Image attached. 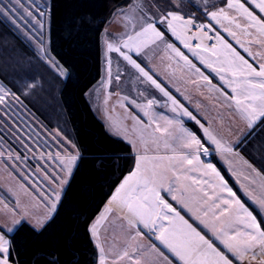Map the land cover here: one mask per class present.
<instances>
[{"label": "rangeland", "instance_id": "rangeland-1", "mask_svg": "<svg viewBox=\"0 0 264 264\" xmlns=\"http://www.w3.org/2000/svg\"><path fill=\"white\" fill-rule=\"evenodd\" d=\"M219 3L224 4V1L129 0L125 5L114 9L105 19L100 35V78L87 92L86 99L106 133L130 147L134 160L132 171L138 155L180 157L192 151V149L181 147L183 141L179 139L182 135L179 126L175 124L169 126L160 117L181 121L182 126L201 139L202 143L207 142L204 131L207 129L232 151L221 154L214 150L213 145L211 155H201V160L205 163L211 162L216 167L228 188L244 202H242L244 206L257 217L258 222H262V228H264V209H261L258 203L264 199V193L261 197L257 196L256 185L251 181L255 178L260 181L261 179L258 173L235 151L236 145L259 121L249 129L247 121L236 108L234 101L226 99L222 94L235 95L231 88L220 80V75L230 78V74L215 72L201 63L203 58L208 63H212L213 67L227 68L226 64L217 63L224 58L223 50L220 49L218 42L215 54L212 50L204 51V48H200L196 50L199 55H194L164 25L158 24V30L164 32L165 39L144 48L140 57H136L133 53L141 66L145 67V70L149 71V74L177 101L179 107L190 112L195 120L183 116L179 110L172 112L173 105L168 97L163 96L159 90L140 77L139 73L127 65L119 53H110L106 47V40H115L121 37V34L131 35L134 29L138 30V20L143 14L153 15L159 19L163 12L172 11L184 15L195 14L198 11L213 26L216 35H220L240 56L256 67L253 60L255 58L254 41L259 32L249 28L246 34L243 29L247 27V24L241 20L235 10L224 9L229 17H234L236 23L241 25L240 28L223 18L219 23L211 20L205 12L217 11L226 6L223 4L220 6ZM138 6H142L143 11ZM192 6L196 12L191 10ZM0 7L4 8V12L0 13L2 19L8 22L17 36L33 51V57L35 56L33 60L32 58L21 59L18 63L17 61L13 63L11 60L5 61L8 57L2 60L8 71L17 73L12 77L14 82L9 78L12 83L8 86L0 81V85L7 91L4 103H0V225L13 228V231L8 234L9 239L22 223L40 230L50 219L55 211L51 210L54 194L59 193L61 198L70 178L60 159L75 155L78 160L79 154L69 129L63 123L57 99L59 83L64 77V72L61 73L52 66L56 62L48 51L49 0H0ZM229 31L235 32L236 35H229ZM242 43L244 49H241ZM168 44H172L183 53L191 64L195 65V68L186 65L175 52L167 47ZM109 59L111 75H109L107 63ZM30 66H33L35 75V78L31 77L32 81L25 78L28 74L23 76ZM117 75L119 79L116 78ZM255 79L259 80L258 77ZM11 89H14L16 93ZM148 99H154L157 102L150 109V117L154 121L150 126V117L144 116L143 112L132 103L135 101L136 104L144 105ZM121 104L124 107H121ZM132 116H137L143 121L142 126H135V131H133ZM156 123L161 128L168 127L170 135L154 132ZM118 128L121 130L119 134H117ZM124 129L127 131H123ZM130 140L135 143H130ZM205 146L208 144L205 143ZM153 165L158 166V171L167 170L165 187L170 182L173 183V194L191 209V212L187 209L182 210L187 216L184 218L189 223H197L211 234L213 227H226L230 223L232 224V228L228 229L230 232L236 229L247 231L244 225L233 223L236 216L235 205L221 215V210L226 207L223 201L230 200L231 197L221 188L220 180L214 174L209 172L205 175L203 169L195 166V162L193 165H188L179 159L156 160L146 164L149 168ZM217 165L224 174L219 171ZM249 174L254 178H250ZM261 182L264 187V180ZM176 187H178L177 190ZM181 187L183 191L180 193ZM207 192L210 194L208 195ZM165 195L180 208L176 201L171 200L172 194ZM201 195L210 197L211 203H208L210 206L206 204L205 209L202 207L201 197L203 196ZM108 205L101 208L102 211L100 210L98 217L96 216L91 222L88 230L97 252V264L100 260L98 244L104 248L106 264H167V261L159 255L162 252V245L159 244L161 246L159 248L144 233L140 232L137 235V229L131 228L119 211H106ZM205 212L207 215H204ZM102 214L107 218L101 219ZM196 216H199L204 224H201L200 220L195 218ZM98 220L100 223L96 225ZM17 221L19 223H15ZM93 225H96L98 238L90 231ZM215 243L218 245L217 242ZM125 251L128 253L127 256H123ZM262 251L264 248L256 244L244 261L234 259V264H264V255H260ZM252 252L257 254V259L251 258Z\"/></svg>", "mask_w": 264, "mask_h": 264}, {"label": "snow or ice", "instance_id": "snow-or-ice-1", "mask_svg": "<svg viewBox=\"0 0 264 264\" xmlns=\"http://www.w3.org/2000/svg\"><path fill=\"white\" fill-rule=\"evenodd\" d=\"M226 5L228 9L235 10L240 17L246 20L247 27L243 29L246 34L249 28H254L261 35H264V15H260L264 14V0H226ZM138 7L143 11L142 6ZM257 9L258 12L256 11ZM3 12L4 8L0 7V13ZM205 14L217 23L223 18L230 23H235L237 28L241 27L239 23H236L234 17L228 16L224 8L212 12L206 11ZM29 15H31V13H29ZM41 15H43V13H41ZM158 24L164 25L166 29L170 31L176 39L181 40L184 47L192 51L194 55L199 54L189 42L190 40L198 38L201 43L197 45V47H203L204 39L211 40L213 38L212 36H208L205 31L211 28L212 25L199 24L197 26L196 17L194 15L185 17L177 12L169 11L161 13L159 19H157L153 15L143 14L138 20V30L134 29L133 34L128 35L124 33L115 40H106L107 51L110 53H119L120 57H122L127 65L135 69L140 77L144 78L145 81L159 90L163 96L168 97L173 105L171 109L172 112L175 113L179 110L180 114L183 116H188L190 119L195 120V117H193L190 112L179 107L177 101L170 96L169 92L166 91L133 56L134 53L136 57H140L144 48H147L156 41H163L165 39L164 32L158 30ZM125 27H127V25H125ZM194 28L200 33L199 37L189 35ZM225 31H228V29H225ZM229 35L235 36L236 33L229 31ZM215 39L220 49L223 50L224 56L223 60H218L217 63L221 65L226 64L227 68L213 67L212 63H208L203 58H201V63L206 64L208 68H211L215 72H227L230 74V78H226L225 75H220V80L223 81V84L228 88H231L232 93L235 95L228 96L226 93L222 94L225 95L226 99L234 101L236 108L247 121L249 129H251L257 121L264 122V64H261L259 69L253 67V65L240 56L230 44L226 43L220 35L217 34ZM167 47L175 52L186 65L195 68V65H192L191 61H189L183 53L174 48L172 44H168ZM209 50L208 48H204V51ZM211 50L215 54L216 49ZM107 63L109 65V75H111V60L109 59ZM52 66L63 73V69L60 68L58 63H53ZM195 70L197 72L199 71V69ZM257 77L259 80L255 79ZM116 78L119 79V75H117ZM204 79L208 80L207 77H204ZM210 83L209 81V84ZM0 93H3V95H0V103H4L7 91L2 85H0ZM125 99L127 98L125 97ZM132 103L137 109L143 112L144 116L150 117V109L157 102L154 99H148L144 105L136 104L135 101ZM161 106L163 107L164 105ZM121 107H124V105L121 104ZM160 118L165 120L166 124L169 126L173 124L179 126V131L182 134L179 139L183 141L181 147L192 149V151L188 155H182L180 157H150L147 154L138 155L135 160L134 170L131 171L116 188L106 211L112 212L118 210L123 218L127 220L128 225L131 228L137 229V235L140 234L142 229H148L149 232L155 235L156 240H158L174 257L181 261L182 264H234V259L240 262L244 261L246 255L256 244L264 248V228H262V222H258L257 217L236 198V194L228 188L227 183L224 181V178L220 176L216 167L211 162L205 163L201 160V155H211L213 145L215 146L214 150L221 154L231 152L232 149L222 144L221 141L209 133L207 129H204L207 135V142L205 143L208 144V146H205V143H202L201 139H198L196 135L182 126L181 121H174L164 116ZM131 119L134 121L133 131H135V126L143 125V121L137 116H132ZM152 123H154V121L150 117L149 126ZM197 123H199V121H197ZM120 131L121 130L118 128L117 134H119ZM123 131L126 132L127 129ZM153 131L170 135L169 128H161L158 123H156ZM129 142L135 143L132 140ZM165 159H179L188 165H193V162H195V166L203 169L205 175L209 172L214 174L220 180L221 188L227 191L229 197H231L230 200L225 199L223 201L226 207L221 210V215L227 213L229 208L235 205L236 216L233 223L244 225L247 231L236 229L230 232L228 230L232 228V224L230 223L226 227H213L212 234L214 239L206 238V234L202 235L201 231L197 230V227H194L192 223H189V221L181 215L182 210L187 209V211L191 212V209L187 208V205L173 194V183L170 182L168 186L165 187L164 181L167 179V170L158 171L157 165H153L150 168L146 166V164L151 161ZM76 160L77 156L75 155H69L66 158L60 159L68 175H71L72 167ZM173 175H175L174 170ZM177 179H179V177H177ZM162 193L172 194L171 200L176 201V203L180 205V208L178 209L174 207L172 203L167 202ZM54 196L55 198L51 204L52 211L55 210L56 204L60 200L59 193H55ZM258 203L260 208L264 209V199H261ZM113 206H115V208ZM217 207H219V205H217ZM204 215H207V213L205 212ZM106 218L107 217L102 214L101 219ZM195 218L200 220L199 216ZM164 221H167V224H165ZM15 223H19V221ZM99 223L100 220L96 222V225ZM200 223L204 224V221L200 220ZM96 225H93L90 231L93 236L98 238ZM205 227H207V225H205ZM12 231V227L5 228L0 225V264H11V241L7 237ZM215 241L223 245V249L218 247ZM97 246L100 249L99 264H106L107 257L104 248L99 244ZM127 255L128 253L125 251L123 256ZM159 255L164 261H167V264H172L168 256L163 252H160ZM260 255H264V251H262ZM251 258L253 260L257 259V254L252 252Z\"/></svg>", "mask_w": 264, "mask_h": 264}, {"label": "trees", "instance_id": "trees-1", "mask_svg": "<svg viewBox=\"0 0 264 264\" xmlns=\"http://www.w3.org/2000/svg\"><path fill=\"white\" fill-rule=\"evenodd\" d=\"M128 1L49 0L48 51L64 72L57 99L79 158L53 215L44 226L35 230L22 223L10 235L12 264H97L89 225L120 181L132 171L134 160L126 143L106 133L86 94L100 78V35L104 21ZM223 1L220 6L226 5V0ZM184 15H194L209 24L198 11ZM33 55L0 16V81L8 86L12 83L9 78L12 80L17 74L7 70L3 64L5 57H8L5 61L18 63L21 59L33 60ZM27 71L23 76L28 74L25 78L32 81L33 66ZM235 151L264 178V122L255 124ZM218 169L224 174L219 166Z\"/></svg>", "mask_w": 264, "mask_h": 264}, {"label": "crops", "instance_id": "crops-1", "mask_svg": "<svg viewBox=\"0 0 264 264\" xmlns=\"http://www.w3.org/2000/svg\"><path fill=\"white\" fill-rule=\"evenodd\" d=\"M221 8H224V9H227V10H230V9H228L227 8V5L226 6H223V7H221ZM233 11V10H232ZM257 12H258V9L256 10ZM235 14H237V13H235ZM260 15H264V14H260ZM241 20L243 21V22H245L246 24H247V22H246V20L244 19V18H242L241 17ZM249 43V42H248ZM251 43V42H250ZM247 44V43H246ZM251 44H253V43H251ZM244 44L242 43V45H241V49H244V46H243ZM254 45H255V49H254V51H255V53H254V59H253V57H251L253 60H254V62H255V64H256V68L257 69H259V66L261 65V64H264V36H261L260 35V33H258L257 34V36H256V40L254 41ZM250 55V54H249ZM129 175V174H128ZM128 175H126V176H128ZM258 175V177H260V179H261V181L262 180H264V178L261 176V175H259V174H257ZM125 176V177H126ZM124 177V178H125ZM249 177L250 178H254L251 174H249ZM124 178L121 180V182L124 180ZM253 183H255V185H256V193H257V196H262L263 195V193H264V187H263V183L260 181V180H257V178H255V179H252L251 180ZM120 182V183H121ZM120 183L118 184V186L120 185ZM117 186V187H118ZM116 187V188H117ZM116 188H115V190L113 191V193H112V195L115 193V191H116ZM178 189V187H176V190ZM183 191V189H182V187L179 189V192L181 193ZM202 191H204V190H202ZM207 194L209 195L210 194V192H207ZM112 195H111V197H112ZM162 195H164V197H165V199H166V201L167 202H169V203H172L169 199H168V197L165 195V193H162ZM201 196H203V197H201L202 198V207L205 209L206 207H207V205L206 204H208V203H211V201H210V197H208V196H206L205 197V195H201ZM111 197L107 200V202H106V204H109V201H110V199H111ZM236 198H238L240 201H241V199L236 195ZM213 199V198H212ZM213 202H214V199H213ZM243 201H241V203H242ZM244 203V202H243ZM106 204L104 205V206H106ZM173 204V203H172ZM209 206H210V204H208ZM173 206L174 207H177L176 205H174L173 204ZM246 207V206H245ZM104 208V207H103ZM102 208V209H103ZM178 208V207H177ZM247 208V207H246ZM102 209H101V211H102ZM179 209V208H178ZM100 211V212H101ZM118 211V210H117ZM100 212H99V214H100ZM98 214V215H99ZM98 215H97V217H98ZM181 215H183V216H186L185 215V213L183 212V211H181ZM187 217V216H186ZM96 218V217H95ZM164 223L165 224H167V221H164ZM191 223H193V222H191ZM193 226L194 227H197V230L198 231H201V234L202 235H205L206 234V238H212V239H214V237H213V234H211V233H209L208 231H207V229H205L203 226H201V225H199V224H194L193 223ZM142 233H144L145 235H147V237L149 238V240L151 241V242H153L155 245H157L159 248L161 247V246H159V244H160V242L158 241V240H156V237H155V235L154 234H152L151 232H149L148 231V229H142L141 230V234ZM215 242H217L218 243V245H219V247L221 248H223V245H220L219 244V242L218 241H215ZM217 245V246H218ZM161 251L166 255V256H168V258H169V260L173 263V264H182V262L180 261L179 262V260L176 258V257H174L166 248H164V246L162 245V248H161ZM226 251V250H225Z\"/></svg>", "mask_w": 264, "mask_h": 264}, {"label": "built area", "instance_id": "built-area-1", "mask_svg": "<svg viewBox=\"0 0 264 264\" xmlns=\"http://www.w3.org/2000/svg\"><path fill=\"white\" fill-rule=\"evenodd\" d=\"M183 16L187 17L189 15H183ZM196 24L198 26L199 24H204V23H202L199 19L196 18ZM205 31H206V34L208 36H212L213 38L211 40L204 39L203 47H197V45H199L201 43L198 38L197 39H192L190 43L192 44L193 48H195L196 50H198L200 48H208V49L211 50V49H215L217 47V41L215 39V37H216L215 31H213L211 28H208ZM189 35L199 37L200 33L194 28L189 33Z\"/></svg>", "mask_w": 264, "mask_h": 264}]
</instances>
